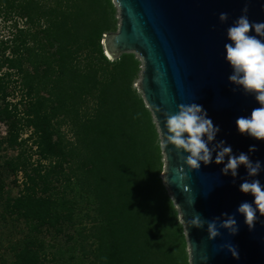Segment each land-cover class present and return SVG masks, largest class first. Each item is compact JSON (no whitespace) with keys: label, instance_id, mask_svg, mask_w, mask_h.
Listing matches in <instances>:
<instances>
[{"label":"trees","instance_id":"trees-1","mask_svg":"<svg viewBox=\"0 0 264 264\" xmlns=\"http://www.w3.org/2000/svg\"><path fill=\"white\" fill-rule=\"evenodd\" d=\"M114 13L111 0H0L1 217L23 225L9 264H189L133 87L140 61L101 44Z\"/></svg>","mask_w":264,"mask_h":264},{"label":"water","instance_id":"water-1","mask_svg":"<svg viewBox=\"0 0 264 264\" xmlns=\"http://www.w3.org/2000/svg\"><path fill=\"white\" fill-rule=\"evenodd\" d=\"M118 10L116 31L103 34L101 44L110 60L133 52L141 60L137 90L150 110L164 143V113L175 114L179 105L196 103L206 111L214 126L219 127L215 140L225 141L232 152H244L255 162H261L258 176L247 175L241 165L238 175H224V163L201 162L199 169H189V155L174 145L161 147L163 170L161 178L183 225L187 241L189 264H264V216L257 211L255 227L249 230L242 214L237 212L242 202L254 197L239 190L248 180L259 179L264 185V141L241 135L236 129L238 117L249 116L260 107L254 94L245 93L241 86L229 82L232 68L226 61L224 45L230 43L227 29L241 16L252 23L264 22V0H113ZM247 7V13L242 10ZM220 13H227L222 22ZM255 35L254 29L249 33ZM264 40V37H258ZM206 139V136L204 137ZM256 145L257 151L249 152ZM234 181V182H233ZM254 206V205H253ZM255 207V206H254ZM222 213L234 214L238 232L230 234L220 227L227 219ZM216 221L219 235L208 238L207 224L196 228L189 221ZM234 246L239 258L228 250Z\"/></svg>","mask_w":264,"mask_h":264},{"label":"clouds","instance_id":"clouds-1","mask_svg":"<svg viewBox=\"0 0 264 264\" xmlns=\"http://www.w3.org/2000/svg\"><path fill=\"white\" fill-rule=\"evenodd\" d=\"M242 11L247 13V7ZM219 19L222 22L226 21L228 14L220 13ZM252 29L255 35L249 34ZM258 37H264V22L252 23L247 15H241L233 26L227 29V38L230 43H226L224 47L225 59L232 68V74L228 77L229 82L241 86L245 93L254 94L255 100L260 105L253 108L249 116L238 117L235 121L236 129L241 135L264 141V40ZM178 107L179 110L175 114L164 113L167 134L164 133V143L161 147L171 144L178 151L187 152L189 155L185 158V162L189 169H199L201 162L205 165L211 163L212 153L216 152L215 163L217 164L224 163L225 157H228L221 169L224 175L231 173L233 177H236L241 165L246 168L248 176L259 175L261 170L259 160L253 162L244 152L239 155L233 154L231 146H225V141H219L209 147L220 129L213 125L201 105L191 103L181 104ZM205 136L206 139H204ZM255 151H257L256 145H250L249 152ZM239 190L245 194L250 193L254 197L251 203L242 202L237 208V212L243 215L249 230H252L257 220V211L260 216H264V185L259 179L251 182L244 180L239 185ZM222 216H226L227 219L221 222L220 227L228 229L230 234H236L238 226L234 214L222 213ZM219 219L220 217H215L212 221H206L198 215L190 220L189 224L196 228H203L207 224L208 238L214 239L220 234L216 225ZM228 250L234 258H239L234 246H229Z\"/></svg>","mask_w":264,"mask_h":264},{"label":"rangeland","instance_id":"rangeland-1","mask_svg":"<svg viewBox=\"0 0 264 264\" xmlns=\"http://www.w3.org/2000/svg\"><path fill=\"white\" fill-rule=\"evenodd\" d=\"M111 2L115 8L114 16L116 19V27H118V22H119L118 10H117V7L114 4L113 0H111ZM7 34H8L7 27H4L3 24L0 22V37L6 36ZM133 54L140 61L139 69H138L137 74L133 80V87H135L137 90V83L139 81L140 71H141V60L135 53H133ZM0 133L4 134V127L1 124H0ZM7 152L11 153L12 151L8 150ZM162 160H163V158H162ZM10 178L11 177L5 178L4 194L10 195V196H15L18 192L19 187H17L13 183H11ZM2 210L3 209L0 206V264H9V261L13 259V254H12L10 247L12 246V243H15V241H17V239L21 238L22 233L19 231V228H22L23 225L21 223V225L18 226L15 224V222H13V223L10 222L9 220H11V219H10L9 215H6V218L8 221L4 222L2 220V217H1V215L3 213ZM178 218H179V216H178ZM185 250L187 251V241H186ZM187 256H188V254H187Z\"/></svg>","mask_w":264,"mask_h":264}]
</instances>
